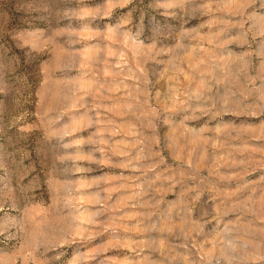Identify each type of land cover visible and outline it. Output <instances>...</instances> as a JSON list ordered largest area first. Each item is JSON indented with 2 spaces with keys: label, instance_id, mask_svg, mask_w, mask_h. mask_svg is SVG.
<instances>
[{
  "label": "rangeland",
  "instance_id": "obj_1",
  "mask_svg": "<svg viewBox=\"0 0 264 264\" xmlns=\"http://www.w3.org/2000/svg\"><path fill=\"white\" fill-rule=\"evenodd\" d=\"M246 2L0 0V264H216L226 223L251 264L264 6Z\"/></svg>",
  "mask_w": 264,
  "mask_h": 264
},
{
  "label": "clouds",
  "instance_id": "obj_2",
  "mask_svg": "<svg viewBox=\"0 0 264 264\" xmlns=\"http://www.w3.org/2000/svg\"><path fill=\"white\" fill-rule=\"evenodd\" d=\"M251 2L252 0H248L246 3H240L234 6L242 10L243 8L248 7ZM262 6H264V0H262ZM202 7L205 9L210 8V0L209 3L203 4ZM4 227L5 226H0V230ZM230 230L229 224L226 223L220 232H217L213 237V240L216 242L213 250L219 253L216 259V264H235V261L237 260V254L239 252L237 245L232 241L221 242V234H227ZM211 258L212 255L210 251L207 254V259L210 260ZM244 259L250 261L251 264H257V262L264 264V249H258L257 246L252 245V251L247 252Z\"/></svg>",
  "mask_w": 264,
  "mask_h": 264
}]
</instances>
